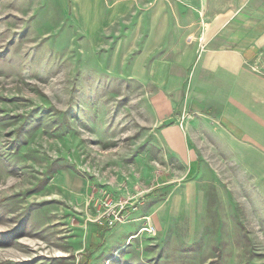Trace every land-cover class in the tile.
Masks as SVG:
<instances>
[{
	"label": "rangeland",
	"instance_id": "374dc122",
	"mask_svg": "<svg viewBox=\"0 0 264 264\" xmlns=\"http://www.w3.org/2000/svg\"><path fill=\"white\" fill-rule=\"evenodd\" d=\"M49 1L0 0V264H264V148L112 69L134 14Z\"/></svg>",
	"mask_w": 264,
	"mask_h": 264
},
{
	"label": "crops",
	"instance_id": "0c3cea01",
	"mask_svg": "<svg viewBox=\"0 0 264 264\" xmlns=\"http://www.w3.org/2000/svg\"><path fill=\"white\" fill-rule=\"evenodd\" d=\"M50 1L70 2L94 43L134 14L136 37L120 40L112 69L264 148V0Z\"/></svg>",
	"mask_w": 264,
	"mask_h": 264
},
{
	"label": "built area",
	"instance_id": "2783aa9c",
	"mask_svg": "<svg viewBox=\"0 0 264 264\" xmlns=\"http://www.w3.org/2000/svg\"><path fill=\"white\" fill-rule=\"evenodd\" d=\"M109 203H110V201H109ZM120 205H121V207H123L122 204H120ZM110 222L112 223L113 221H110Z\"/></svg>",
	"mask_w": 264,
	"mask_h": 264
}]
</instances>
